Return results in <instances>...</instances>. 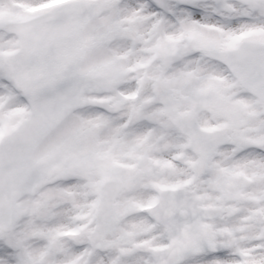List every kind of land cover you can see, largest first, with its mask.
Segmentation results:
<instances>
[{"label":"snow or ice","instance_id":"1","mask_svg":"<svg viewBox=\"0 0 264 264\" xmlns=\"http://www.w3.org/2000/svg\"><path fill=\"white\" fill-rule=\"evenodd\" d=\"M0 264H264V0H0Z\"/></svg>","mask_w":264,"mask_h":264}]
</instances>
